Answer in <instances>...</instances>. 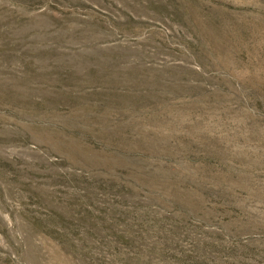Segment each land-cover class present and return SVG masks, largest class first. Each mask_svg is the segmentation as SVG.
I'll use <instances>...</instances> for the list:
<instances>
[{
	"label": "rangeland",
	"instance_id": "obj_1",
	"mask_svg": "<svg viewBox=\"0 0 264 264\" xmlns=\"http://www.w3.org/2000/svg\"><path fill=\"white\" fill-rule=\"evenodd\" d=\"M0 264H264V0H0Z\"/></svg>",
	"mask_w": 264,
	"mask_h": 264
}]
</instances>
